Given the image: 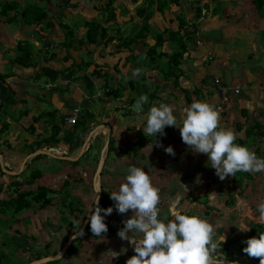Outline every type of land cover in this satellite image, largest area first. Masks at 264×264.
Wrapping results in <instances>:
<instances>
[{
    "label": "crops",
    "instance_id": "0c3cea01",
    "mask_svg": "<svg viewBox=\"0 0 264 264\" xmlns=\"http://www.w3.org/2000/svg\"><path fill=\"white\" fill-rule=\"evenodd\" d=\"M6 1L8 0L0 1V7ZM256 1L260 2V0H30L36 7L47 12L53 25L51 29L39 34L35 26H32L25 28L23 33L18 29L11 34L10 25L0 20V73L6 75L4 80L0 81V110L11 104L14 112L20 111L16 120H13L12 115L11 117L7 115L10 120L1 123V125L8 123L6 129L0 126L2 130L0 160L6 170L18 172L15 176L9 175L1 172L0 167L2 173L0 184L2 181L11 183L25 169L36 171L33 170L34 162L52 164L41 154L36 155L37 159L36 156L27 159L28 155L41 150L46 151L48 157L66 164L63 166L65 171L74 168L75 176H81L82 173L79 172L86 168L90 170V175L92 173L94 175L98 160L95 166L92 161L80 168L76 161H67L64 157L78 156L83 142L90 132L95 130L90 144L94 139L99 142L100 149L103 148L107 142L106 133L109 132L112 153L129 149L131 143L128 136L133 139L141 136L146 127L144 114L152 103L156 105L157 99L158 103L173 107V114L177 120L181 116L175 114V109L181 112L194 101L209 103L219 112L221 126L235 131L237 136L235 142L247 146L258 157L264 158V0H261V9H258ZM102 2L106 5L110 3L114 12L113 20L104 22L106 13L103 16L99 11ZM146 17L149 18L146 21L147 29H144ZM93 19L103 22L105 29L103 36L98 39V45L87 43L86 23ZM66 31H69L68 47L63 44ZM23 35L37 37L31 41L34 44L33 65L26 67L15 60L17 41L24 38ZM184 38L186 41H183ZM188 39L194 41L193 46L188 44ZM181 45L185 47L182 48ZM149 52L160 56L151 60ZM13 53L14 59L8 56ZM175 54H181V58L177 59L178 68L174 69L175 77L172 76L171 84L168 80L171 76L163 80L160 72L172 71L169 61ZM142 55L148 56V60L143 61V64L137 59ZM162 57L166 59L167 69L159 71L160 65L156 60ZM86 63L90 65L86 67L84 65ZM5 65L11 69L7 74L3 73ZM134 70L145 72L144 79L147 80V85H143V94L147 95L148 103L144 105L143 113L134 115L138 121H126L123 128L122 124L117 123L113 116L109 115L108 110L113 102L110 99L106 101V95H102L100 91L102 89L108 91L106 78L109 74H114V80L119 82L120 73H131L132 79L127 82L126 88L136 97H131L130 102H135L142 93L135 87V79L139 75L133 77ZM38 72L41 76H37ZM165 74L169 75L168 72ZM216 77L232 89L228 92V102L223 108H219L221 97L213 84ZM39 78H45L46 81L39 84ZM204 81H211L214 93L204 89ZM45 86L50 88L49 92L47 91L50 93L48 102L54 105L53 108L48 106L42 109L38 102L45 99L40 100L28 91L34 87L44 90ZM62 86L69 88L64 90ZM97 89L95 94L92 93ZM234 89H239V93L235 94ZM96 97L103 98L104 101L93 111L96 106L91 105V102H95ZM70 99L72 102H68ZM79 104H83L87 109L82 111ZM89 106L92 109H88ZM73 108H78L80 113L76 124L70 126L65 119ZM9 123L15 125L10 126ZM99 125L106 127L95 129ZM54 132L57 133L56 143H41ZM157 137L162 138L160 134ZM171 140L172 138L167 139L168 142H173ZM88 143L82 154L86 153L87 148L91 149ZM149 152L151 153L146 154V159L140 166L122 157L115 163L107 161L108 165L107 162L104 165L102 186L112 193L118 191L119 185L126 182L124 170L122 177L121 173L116 172V176L110 178L108 167L111 164L119 169L131 166L144 169L150 176L153 186L159 189V208L162 209V203L166 206L164 212L160 210L161 218L172 219L171 211L174 207L182 214L198 215L214 226V238L220 235L225 237V242L220 247L226 255L225 259L232 250L236 253H232V261H237L238 264H255L254 260H247L239 253L237 250L239 246L237 247L234 242L246 245L243 241L251 238L252 234L258 235L264 231V224L256 222L257 201L264 198V172L256 174L241 172L238 176L220 180L215 170L210 167V162L208 165V158L204 154L196 153L195 159V152L192 150H180L181 154L187 152V155L179 156V162L176 163L172 156L166 153L163 154L166 158L162 157L157 149H149ZM136 155L133 154V159ZM189 158L194 164L191 174L187 170L188 176L181 177L182 171L173 175V166L179 164L181 169H186L184 160ZM2 176H5L4 180ZM41 179L44 180L43 177H39L31 185L24 183L21 190H36L37 187L56 190L46 183L40 184L38 181ZM79 179L70 178L65 189H61V185L59 187L61 190L57 189L53 194L57 196L60 192L58 201L53 200L51 196V205L42 210L36 209L33 211L34 216L24 215L22 212L15 223H8L0 235L4 264H29L47 257L58 259L44 264H120L123 261L120 255L111 260L110 256L105 254L111 247L104 245L110 242L104 241L103 236L91 237L85 234L81 241H77L76 253L79 252L82 258H77L70 250L73 242L65 247L69 237L75 233L74 229L62 225L60 219L65 217L63 216L65 213L71 216V213L78 212L77 207L80 205L83 209L84 201L81 202L80 199L85 200L87 196L94 194L93 178L90 176L88 180L82 177ZM6 187L0 192V199L5 198ZM68 191L71 192V198L67 194ZM11 192L10 189L8 193ZM75 196H79L76 203L73 202ZM69 202L73 204L72 209L68 207ZM28 220L35 222L37 230L43 226L44 232L47 231L46 234L50 235L49 241L44 238L43 232L41 236L39 234L35 238L16 229L18 225L27 226ZM75 222L78 225L79 220L76 219ZM117 225L115 235L123 228L118 222ZM244 225L250 230L241 231L239 227ZM129 236L132 237V233H129ZM27 240H31L33 245L30 246ZM119 241L123 247L125 243L128 244V241L121 239ZM125 251L131 256L135 254L134 251L131 254L128 247H125ZM130 255H126L128 259Z\"/></svg>",
    "mask_w": 264,
    "mask_h": 264
},
{
    "label": "clouds",
    "instance_id": "9594fccd",
    "mask_svg": "<svg viewBox=\"0 0 264 264\" xmlns=\"http://www.w3.org/2000/svg\"><path fill=\"white\" fill-rule=\"evenodd\" d=\"M139 71L134 70L133 77L139 75ZM147 103V95L141 94L133 108L137 113H142L143 105ZM173 111V107L165 103L151 106L143 117L146 121L143 134L155 137L157 134L164 135L165 127L178 128L182 142L193 152L206 155L208 165L210 162V167L220 180L234 177L238 172H264V158L235 142V131L221 126L219 112L212 105L204 101L192 102L182 110L179 122ZM156 147L163 145L157 143ZM164 151L170 156L175 155L171 146L164 148ZM126 171V182L119 185L118 191L110 194L119 214H126L129 210L132 212L130 218L122 221L123 228L117 232V236L128 241L135 253L125 264H238L237 261L214 255L225 242V237L220 235L214 238L215 228L212 224L198 215L182 214L175 209L171 211L172 219L161 218L159 189L153 186L150 176L136 166ZM93 205L94 211L92 207L89 209L91 215L88 223L91 233L101 237L108 231L104 219L112 214L113 208L102 209L97 196ZM256 211V222L264 224V198L257 201ZM239 229L245 232L250 230L246 225ZM80 233L84 234L82 231ZM129 233L136 235L130 237ZM243 243L247 246L242 252L249 258L258 259L259 264H264V231ZM105 254L111 260L119 255L111 249ZM223 257L226 256L223 254Z\"/></svg>",
    "mask_w": 264,
    "mask_h": 264
},
{
    "label": "rangeland",
    "instance_id": "374dc122",
    "mask_svg": "<svg viewBox=\"0 0 264 264\" xmlns=\"http://www.w3.org/2000/svg\"><path fill=\"white\" fill-rule=\"evenodd\" d=\"M0 1H2V0H0ZM2 18H3V16L0 14V20H2ZM19 29V27L17 26V25H15V23H12V24H10V28H9V31L11 32V34H14L15 32H17V30ZM6 36V35H5ZM183 41H186L185 40V38L183 39ZM182 43V42H181ZM188 44L190 45V46H193V44H194V41H192V40H190V39H188ZM44 54V52L42 51V55ZM8 56H11V58H15V53H13L12 55H8ZM5 58H6V60H8L7 59V57L5 56ZM166 58V57H165ZM137 59L140 61V62H142V64H143V61H147L148 60V56H146V55H142V57L141 56H139V57H137ZM128 60H132V58H128ZM156 62L157 63H159V71H161V70H164V69H167V65L165 64V62H166V59H164L163 57L162 58H157V60H156ZM6 66V65H5ZM10 66H6V68H4L3 69V73L4 74H7L8 72H10ZM143 70V69H142ZM169 73L170 72V70H167L165 73ZM144 71H140L139 72V76H137L136 77V79H135V87L137 88L138 87V89L140 90V92L143 94L144 93V88H143V85H147V80H145L144 79ZM161 73V77H162V79L163 80H167V79H165V76H166V74L165 73H162V72H160ZM171 77H170V79H168V80H170V83L171 84H173V82H172V80H171V78H172V73H171V75H170ZM146 78V77H145ZM107 88H108V91H106L105 92V90L104 89H102L101 91H100V93L102 94V95H106V101L108 100V99H110L112 102H113V104L110 106V108H109V110H108V112H109V115H111V116H113V119L117 122V123H119V124H122V127L123 128H125V125H126V121H129L130 120V122H133V121H138V118L136 119L135 118V114H137V112L135 111V109L133 108V105H134V103L135 102H133V103H131L130 102V98L131 97H135V95H134V93H132L128 88H126V86H127V82L130 80V79H132L131 78V73H129V74H123V73H120V81L119 82H116L114 79H115V77H114V74H109L108 76H107ZM159 79H161V78H159ZM38 81H39V84H42L43 82H45L46 81V79L44 78H39L38 79ZM49 82V81H48ZM190 84H193V83H190ZM212 83H211V81L210 82H208V81H204V89H208V91H212L213 93H214V88H212ZM67 88H69V87H66V86H62V89H67ZM154 88H156V87H154ZM58 89V88H57ZM111 89V90H110ZM157 89V88H156ZM49 90H50V88H48L47 86H45L44 87V90H42V89H39V88H37V87H34V88H30V90H28L29 92H31V93H33L34 94V96L35 97H39L40 98V100H44L45 99V101H43V102H38V105L42 108V109H44V108H48V106L50 107V108H53V106L54 105H52V104H50V102H48V100L50 99V96H49V94L50 93H47V91L49 92ZM58 90H60V89H58ZM96 91H98V89L97 90H95L94 92H92V93H96ZM151 92H153V90H151ZM229 92V91H228ZM100 95V94H99ZM68 96H69V94H68ZM157 96H159V94L157 95ZM65 98H67V97H65ZM136 98V97H135ZM161 98V100H162V97H160ZM158 101H159V99H157ZM28 101H31L30 99H28ZM59 101H61V100H59ZM103 101H104V99L103 98H98V97H96L95 98V102H91V105H95L96 107L93 109V111L94 110H96L97 109V107H99L102 103H103ZM158 101H157V103H156V106H158L159 105V103H158ZM68 102H72L71 101V99L70 100H68ZM29 105V104H28ZM28 105H27V107H28ZM90 105V106H91ZM154 105V103H152L151 105H150V107L151 106H153ZM79 106H80V108L82 109V111H84V110H86L87 109V107L86 106H83V104H79ZM89 106V108L88 109H92V107H90ZM65 108H67L66 106H65ZM4 109V110H3ZM143 109H144V111H145V107H144V105H143ZM1 111H3V112H1ZM19 110H16L15 112L12 110V107H11V104H8L7 106H5V107H3L2 108V110H0V126H2L1 128L2 129H6L7 127H8V123H6V124H2L1 125V123L5 120V121H9L10 120V118L9 117H11V115H12V118H13V120H16L17 118H18V114H19V112H18ZM106 113V112H105ZM143 113V112H142ZM175 114L177 115V116H181L182 115V111L181 112H179L178 110L176 111V109H175ZM9 117H8V116ZM179 121V120H178ZM10 124V126H12V125H15V123L13 124V123H9ZM158 136V134L155 136V137H152V136H145L144 134H143V131H142V134H141V136H138L136 139H133L130 135L128 136L129 138V141H130V143H131V146H129L130 148L129 149H125L124 151H119V152H114V153H112V151L111 152H109L108 154V158H106L105 159V163L108 161V162H110V161H112L113 163H115V162H117V161H119V158L120 157H122V158H124V159H130L131 161H134V162H132V163H136L138 166H140L141 164H143L144 163V161H145V156H146V154H149V153H151V152H149V149H154V150H158L159 152H160V154L162 155V157H164V158H166L165 157V155H163L164 153H165V151H164V148H166V147H168V146H171L172 148H173V150H174V153H175V155L174 156H172V158L174 159V162H176V163H178L179 162V159H178V157L180 156V157H186V155H187V152H185V153H183V154H181L180 153V150H187V151H190L191 149H189L188 148V146H186L183 142H182V140H181V137H180V132H179V129L178 128H175L174 130L172 129V131L170 132V135H169V138H172V140L171 141H173V142H168L167 141V139L168 138H166V137H168V132L164 129V135H161V137L162 138H160V137H157ZM175 140L177 141V142H175ZM166 141H167V144H166ZM157 143H159V144H162L163 145V147H156V144ZM168 143H171L170 145H168ZM83 144H84V142H83ZM89 145L88 146H90L91 145V149L89 150L88 148H87V150H86V153H85V155L84 156H82V158H81V160L80 161H77L76 162V165H78V167H83L84 165H85V163H91L92 161H94V166H95V162H96V160H99V159H97L98 158V156L100 157V153H101V149H103V148H101L100 149V144H99V142L98 141H94V139H92L91 140V144H90V142L88 143ZM173 144H175V145H173ZM168 145V146H167ZM83 146V145H82ZM178 146V147H177ZM126 148H128V147H126ZM100 151V152H99ZM4 152V151H3ZM98 152H99V154H98ZM133 154H137L136 156H135V158L133 159ZM42 157H45L49 162H51L52 164H43V162H39L38 161V163H36V162H34V168H33V170H36V171H39L40 173H41V176L40 177H43V179L44 180H40V181H38L40 184H44V183H46L47 184V186L48 185H51V187L53 188H56V190L57 189H59V187L61 186V185H63L66 181L68 182V180L70 179V178H83V179H85V180H88L89 178H90V176L92 177V178H94V175H93V173L90 175V170H88L87 168L86 169H84V170H81L79 173H82V175L80 176V175H76L75 176V171H74V168H72L71 170H69V171H65L64 170V168H63V166L64 165H66V164H63V163H60L58 160H56L55 158H51V157H48V156H45V155H43ZM189 157V156H188ZM133 159V160H132ZM176 159H178V160H176ZM195 159H196V153H195ZM185 161V163H186V165H184V168H186V169H181V167L179 166V164H176L175 166H173V168H174V170H173V175H177L178 173H179V171H182V173L180 174L181 175V177L182 176H188V171L187 170H189V172H190V174H191V169L192 168H194V164H193V161H191V158H189L188 160H184ZM108 162L106 163L107 165H108ZM105 163H104V165H105ZM5 166V165H4ZM114 166L111 164L109 167H108V174H110V178H113L114 176H116V172H119V174H120V177H122L124 174L122 173L123 172V170L125 171V178H126V175L128 174L127 173V171H126V169L127 168H125V169H119V168H117V167H114ZM103 170H104V168H103ZM15 171H17V170H15ZM107 171V170H106ZM166 171H168V170H166ZM95 172V171H94ZM31 173H32V169H25L24 171H23V173L20 175V176H17V180H24V181H26L28 178H29V176L31 175ZM104 174V173H103ZM103 174H102V176L100 177V184L102 185V181H103ZM162 175H163V173H162ZM180 175H178V176H180ZM3 177V179L2 180H4L5 179V176H2ZM80 180V179H79ZM126 181V180H125ZM64 182V183H63ZM175 182V180H173V182L172 183H174ZM4 184H7V183H4V181H2V184H0V185H4ZM81 185V184H80ZM4 188H5V186H3ZM81 187V186H80ZM169 187V186H168ZM170 187L173 189V186L172 185H170ZM231 187V184H229V188ZM76 188H79L78 186H76ZM50 189V188H49ZM54 192H53V194L54 193H56L57 191L55 190V189H52ZM84 190V189H83ZM59 191V190H58ZM75 191V190H74ZM53 194H51V196H53V200H55V201H58V198H59V195H60V192H59V195H57V196H55V195H53ZM67 194L69 195V198H71V192L70 191H68L67 192ZM73 194H74V192H73ZM2 196H3V193H2ZM5 196V195H4ZM95 195L94 194H92V195H89V196H87L86 197V199L85 200H83V199H80V201L81 202H83V211H87L88 209H89V207L92 205V202H93V197H94ZM1 197V196H0ZM73 198V197H72ZM78 198H79V196H75V198L73 199V202L74 203H76V202H78ZM93 198V199H92ZM161 208L162 209H160L162 212H164L165 211V208H166V206H165V204L164 203H162V206H161ZM36 209H38V208H35V206L33 205L30 209H27V210H24L23 211V213H24V215H32V216H34V214H33V211H35ZM174 209L176 210V207H174ZM68 214V215H67ZM72 215L70 216L69 215V213H65V215H63V216H65V217H62V219H60V223H62V225H67V222L68 221H72V220H74V218L75 217H77L78 219L80 218V220H79V222H78V225L80 224H83V222H84V220H85V217H86V215H84V214H81V213H79V212H73V213H71ZM36 215H38V214H36ZM101 215H103V212L101 213ZM123 215H125V216H123ZM123 215H121V214H118V215H116V217L115 216H110V215H108V216H106L105 217V219H104V222L106 223V225H109V226H111V227H113L114 229L118 226L117 225V222L120 224V225H123V223H122V221H124V220H127L128 218H130L131 217V215H132V212H131V210H129V212L128 213H126V214H123ZM123 216V217H122ZM0 218H4L3 216L1 217L0 216ZM5 219V218H4ZM36 219V218H35ZM77 219V220H78ZM108 219H112V220H108ZM34 220V219H33ZM33 220H28L27 221V226H25L24 224L23 225H18V228H16V229H19V230H22L23 232H26L27 233V235H29L30 237H35L36 238V236H38L39 234V236H41V232H43L44 233V235H45V237L44 238H47V240H48V237H49V239H50V235L49 234H46L47 233V231H45L44 232V228H43V226H41V228L42 229H39V230H37L36 229V225H35V222L33 221ZM6 225L5 226H7L8 224H7V222L5 223ZM77 225V224H76ZM77 225V226H78ZM45 228H47V227H45ZM116 230V229H115ZM9 232H10V230H8ZM74 231H75V229H74ZM12 232V231H11ZM13 234H14V232H13ZM86 235H88V236H94L92 233H91V230H90V226H89V228L86 230ZM136 234L135 233H132V237L133 236H135ZM103 236V240L104 241H109L110 243L109 244H107V243H104V245H106V246H110L111 247V249H113L114 251H116L117 253H119V255L121 256V258H122V262L120 263V264H125V262H126V260L128 259V256H126V255H130V254H128L126 251H125V247L127 248H130V250H131V254H133V249H132V246L128 243H125L124 244V246L125 247H123V244H120V238L117 236V234L114 236V235H112V237H110V238H108L107 236H105V235H102ZM71 237V236H70ZM70 237H69V239H70ZM94 237H96V236H94ZM93 237V238H94ZM41 238V237H40ZM89 238V237H88ZM92 238V239H93ZM68 239V240H69ZM46 240V241H47ZM28 241V240H27ZM30 241V242H29ZM28 241V243L30 244V246H32L33 245V243H32V241L31 240H29ZM49 241V240H48ZM70 250L71 251H73V253H74V255H76L77 256V258H82L81 256H80V254H79V252L78 253H76L77 251H78V246H77V238L73 241V243L71 244V247H70ZM232 253H234V254H236L235 252H233L232 250L229 252V254H232ZM217 256H221L222 258H226V257H223V252H222V250L220 249V250H218L216 253H215ZM228 254V255H229ZM233 255V254H232ZM131 256V255H130ZM130 256H129V258H130ZM226 256V255H225ZM120 258V259H121ZM4 259H2V263L1 264H4V261H3Z\"/></svg>",
    "mask_w": 264,
    "mask_h": 264
},
{
    "label": "trees",
    "instance_id": "16d2710c",
    "mask_svg": "<svg viewBox=\"0 0 264 264\" xmlns=\"http://www.w3.org/2000/svg\"><path fill=\"white\" fill-rule=\"evenodd\" d=\"M22 2H18L17 0H8L5 3H3V5H1L0 7V14L3 16L2 20L4 23H7L8 25L15 23V25H17L18 27H22L19 28L20 31L25 30V28H29L32 26H35L36 31L40 34L41 32H46V30H49L53 27V25H51V20L48 18L47 16V12L44 11L43 9L36 7V5L33 2H30V0H21ZM257 2V1H256ZM258 5V9H261V0L260 2H257ZM99 11L102 12V15L104 13H106V17L104 19V22L109 21V20H113L114 17V12L113 9L111 8L110 3L109 4H104V2H102L101 7L99 8ZM104 16V15H103ZM149 17L145 18V22L143 23L144 25V29H147V25H146V21L148 20ZM108 23V22H107ZM87 27H88V38H87V43L89 45H98V39L99 37L103 36V33L105 31V29L103 28V22L99 21V20H92L89 21L88 23H86ZM64 28V27H62ZM65 29V28H64ZM189 35L191 34V32L188 33ZM65 36L66 39L64 41V45L66 47L69 46V31L65 32ZM24 38L18 40L17 45H16V53L17 56L15 58V60L19 63H21L22 65H24L25 67L27 65H33V50H34V44L33 40H36V36L31 35L30 37H26L25 35H23ZM31 39V40H29ZM182 48L185 47V45H181ZM150 58L151 60H154L156 58V56H160V55H155L153 53L150 54ZM181 58V54H175L174 56H172L170 58L169 64L170 66L173 68L172 71H170L166 77L168 78L171 73L172 76L175 77V72L174 69L176 70V68H178V64H177V59ZM86 67H88L90 64L86 63L84 64ZM99 70V69H98ZM96 71V70H95ZM100 72V71H97ZM37 76H41V73H37ZM6 77V75H2L0 73V81H3L4 78ZM180 77V75L178 76V78ZM29 129V128H28ZM56 130V128H55ZM168 131V137L170 135V131L171 127H167L166 129ZM0 133H2V130L0 129ZM56 135L57 133H53L52 136H50L49 138L44 139L41 143L43 144H50L51 142L56 143ZM238 144V143H237ZM113 151V147H112V143L111 141L109 142L108 145V153ZM85 154V153H84ZM84 154H82V156H84ZM109 155V154H108ZM107 155V158H108ZM82 156L76 160L80 161ZM35 159H37V156L35 157ZM75 162V163H76ZM2 172V171H1ZM0 172V173H1ZM104 173V170H102L101 172V176ZM241 172L236 173L235 176L240 175ZM2 175V173H1ZM104 175V174H103ZM41 176V173L39 171H34L31 173V175L29 176V179H27L25 182H22L20 180H13L11 183L4 185L7 188V194L5 196L4 199H0V216L5 217L4 218H0V235L2 233V231L6 228V222L7 224L9 222H11L12 224L15 223L19 217V215H21V213L24 210L30 209L33 205L35 207H37L38 209H45L46 207H48L49 205H51L52 200H51V194H53V190L46 188V187H37L36 190H21V187L23 186V184H28L31 185L35 182L36 179H38ZM69 185V181L64 183L61 187V189H65L67 186ZM12 190L11 194L8 193L9 190ZM59 189V191L61 190ZM0 192H3V185H0ZM110 190L107 188H104L101 185V197L99 199V206L102 209H107L109 207L113 208V212L110 216H116L118 214V212L115 210V202L112 201L110 199ZM95 198V196H94ZM93 203V202H92ZM72 202H69L68 207L72 209ZM82 205L78 206L77 209H79V213L81 214H87L88 210L85 212L83 211ZM125 216V215H123ZM122 216V217H123ZM76 219H78L77 217L74 218V220L72 221H68L67 222V226L69 229H75L74 233L78 232V230L80 229V227L82 226V224L80 225H76ZM80 220V218L78 219ZM8 226V225H7ZM89 228V223L86 227V229L84 230V234L83 235H79L77 237V241H81L85 234H86V230ZM108 231L107 233L103 234L105 236H107L108 238L112 237V235H115V229L109 225H107ZM253 236H257V234H252L251 237ZM234 244L238 247V251L241 255H244L246 257L247 260H254L255 264H259V260L258 259H253V258H249L246 254H244L242 252V249L244 247H246L247 245H243L240 242H234ZM3 246V243L0 244V264L2 263V249L1 247ZM228 261H232V254H229L227 257Z\"/></svg>",
    "mask_w": 264,
    "mask_h": 264
},
{
    "label": "water",
    "instance_id": "95a60500",
    "mask_svg": "<svg viewBox=\"0 0 264 264\" xmlns=\"http://www.w3.org/2000/svg\"><path fill=\"white\" fill-rule=\"evenodd\" d=\"M99 127L102 128V127H106V126L99 125V126H97L95 129H97V128H99ZM95 132H96V130H95L94 132H93V131L90 132V134H89V136L87 137L86 141L84 142L82 148L80 149V153H79L78 156H76V157H64V159H66L67 161H71V162L76 161V160L79 158V156L83 153V151L85 150V147L87 146V143L90 141L92 135L95 134ZM109 136H110V135H109V132H107V133H106L107 142L105 143L103 149L101 150L100 157H99V160H98V163H97V167H96L95 172H94V178H93V189H94V195H95V198H94V201H93V203H92V205H91L93 211H94V208H95V205H93V204H94V202H95L96 196H97L99 199H100V197H101V184H100V177H101V172H102V170H103V168H104L105 159H106V157H107V155H108ZM38 154H41V155H47V156L49 155L46 151L41 150V151H37V152H35V153H32V154L28 155L29 157H28L27 159H29V158H33V157H35V156L38 155ZM0 157H2L1 153H0ZM25 161H26V160H25ZM25 161H24V162H25ZM0 167H1V171H2L3 173H8L9 175H13V176L18 175V172H16V171H8V170H6V168H4V165H3L2 160H0ZM91 207H90V208H91ZM88 211H89V210H88ZM90 215H91V211L87 212L86 217H85V220H84L82 226L80 227V229L78 230V232H76L75 234H73V235L70 237V239L67 241L65 247H67V246H68L70 243H72V242H73V241H74L79 235H81L80 231L84 232V230L86 229V227H87V225H88V218H89ZM56 259H58V258H56V257H47V258H44L43 260H42V259H40V260H36V261L31 262V263H29V264H44L45 262L53 261V260H56Z\"/></svg>",
    "mask_w": 264,
    "mask_h": 264
},
{
    "label": "built area",
    "instance_id": "2783aa9c",
    "mask_svg": "<svg viewBox=\"0 0 264 264\" xmlns=\"http://www.w3.org/2000/svg\"><path fill=\"white\" fill-rule=\"evenodd\" d=\"M214 85L217 87V91L220 94L221 97V102H220V106L219 108H223L224 105L228 102V91L232 90L231 88H229L226 85H222L221 81L218 77L214 78L213 80ZM233 92L235 94L239 93V89H234ZM80 113V110L78 108H73L70 111V114L67 116V118L65 119L67 124L72 126L75 125L77 122V117Z\"/></svg>",
    "mask_w": 264,
    "mask_h": 264
}]
</instances>
